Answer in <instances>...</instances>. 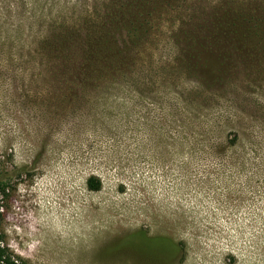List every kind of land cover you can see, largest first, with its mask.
<instances>
[{
	"label": "rangeland",
	"instance_id": "rangeland-1",
	"mask_svg": "<svg viewBox=\"0 0 264 264\" xmlns=\"http://www.w3.org/2000/svg\"><path fill=\"white\" fill-rule=\"evenodd\" d=\"M0 179L27 264H264V0H0Z\"/></svg>",
	"mask_w": 264,
	"mask_h": 264
},
{
	"label": "trees",
	"instance_id": "trees-1",
	"mask_svg": "<svg viewBox=\"0 0 264 264\" xmlns=\"http://www.w3.org/2000/svg\"><path fill=\"white\" fill-rule=\"evenodd\" d=\"M250 5L251 3L247 2L245 4H241V6L239 8H236V10L235 8H233L232 10L228 9L227 11L229 13L228 18L230 19L228 18L220 19V21L222 20L220 24H224V25L223 27H220V30L217 31L216 34H220L224 36L225 38L231 37V39H233L234 38L233 32L236 29V27L241 26L242 29L249 30L248 28L250 27L244 28V25L247 24V22H249L253 18V14H249L251 13L250 12L251 9L247 8ZM140 7L141 6L137 4L134 6L127 4V3H120L116 5L115 2L113 3L111 2L109 3V5L106 6V9L110 11L111 13H113L112 15H114L115 17H119L121 19L119 26L122 27L123 26L122 24H124L123 16L122 15L119 16L117 15V13L123 14V11H126V9H131L133 10L132 12L135 11L134 13L137 15V13L140 12V9H141ZM100 21H101L100 25L102 26L101 28L103 30V35L99 33H94V35L91 36V42L93 44H96L98 48L100 49V52L96 54V57H97V60L101 59V61L98 64H94L95 66H97V68H92V70L88 72L89 73L88 76L96 75L97 77L106 78V76L110 75L111 73V71H109L107 67L112 66V69L114 70V72L117 73L119 70L123 68V65H125V62H126L125 59L127 58V55L125 56L126 52L124 50L123 39L118 33L119 31L118 26H116V28L114 27L117 24L113 25L114 21L110 23H108L109 21L107 20H100ZM95 35H98V36H95ZM58 36L63 37V35H58ZM242 42L245 43V45H248L250 43V40L245 39ZM101 49L108 52V54L106 55L105 53H103ZM110 57H113V60L106 61V59ZM114 64H117V66L116 65L114 66ZM86 183H87L88 188L91 190H98L101 186L99 179L96 178L95 176L88 177ZM8 189L9 187L7 186V182H5L3 179H0V196L5 195ZM1 216L2 215L0 212V221H1ZM0 264H27L24 260H17L12 256V254L9 252L8 247L4 243V235L1 232V230H0Z\"/></svg>",
	"mask_w": 264,
	"mask_h": 264
}]
</instances>
